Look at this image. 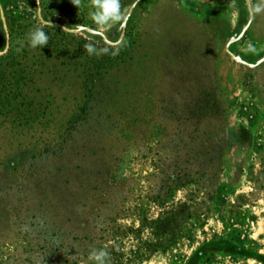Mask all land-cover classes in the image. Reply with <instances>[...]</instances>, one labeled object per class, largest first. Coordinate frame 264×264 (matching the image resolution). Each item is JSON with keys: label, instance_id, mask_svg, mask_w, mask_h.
<instances>
[{"label": "rangeland", "instance_id": "1", "mask_svg": "<svg viewBox=\"0 0 264 264\" xmlns=\"http://www.w3.org/2000/svg\"><path fill=\"white\" fill-rule=\"evenodd\" d=\"M88 5L0 0V264H264V14Z\"/></svg>", "mask_w": 264, "mask_h": 264}, {"label": "clouds", "instance_id": "2", "mask_svg": "<svg viewBox=\"0 0 264 264\" xmlns=\"http://www.w3.org/2000/svg\"><path fill=\"white\" fill-rule=\"evenodd\" d=\"M73 6L78 8L81 6L82 0H70ZM89 17L96 25L97 30H105L114 24L123 23L127 19V9H122L121 0H89ZM249 18L255 19L257 15L264 14V0H257L256 3H251L248 0ZM46 26H51L50 22H46ZM67 28L66 30L78 28ZM49 36L43 30V27L37 25L31 29L27 34V44L31 49L43 48L48 45ZM251 47V46H250ZM84 50L89 55L100 56L107 52L104 50H97L92 43H86ZM115 55V53H113ZM109 252L106 249L92 248L87 256V262L82 264H109Z\"/></svg>", "mask_w": 264, "mask_h": 264}, {"label": "water", "instance_id": "3", "mask_svg": "<svg viewBox=\"0 0 264 264\" xmlns=\"http://www.w3.org/2000/svg\"><path fill=\"white\" fill-rule=\"evenodd\" d=\"M138 1H139V0H135V1L131 4V6H130L128 12H127V17L130 15L132 9L134 8L135 4H136ZM37 14H38V18L41 20V16H40V14H39V11H38ZM126 20H127V19H126ZM126 20L122 23V27H123V28L125 27ZM41 21H42V20H41ZM80 30L86 31V32L91 33V34L99 35V36L102 37L103 41H105L107 44H109V45H113V44H112L111 42H109V41L104 37V35H103L102 33H100V32H96V31H93V30H91V29L84 28V27H78L75 31H80ZM66 31H68V32H75L74 30H66ZM228 45H229V43L226 45V50H227ZM227 52H228V50H227ZM228 53H229V52H228Z\"/></svg>", "mask_w": 264, "mask_h": 264}, {"label": "bare ground", "instance_id": "4", "mask_svg": "<svg viewBox=\"0 0 264 264\" xmlns=\"http://www.w3.org/2000/svg\"><path fill=\"white\" fill-rule=\"evenodd\" d=\"M262 244H263V249H264V239H263V241H262ZM263 251V250H262Z\"/></svg>", "mask_w": 264, "mask_h": 264}]
</instances>
